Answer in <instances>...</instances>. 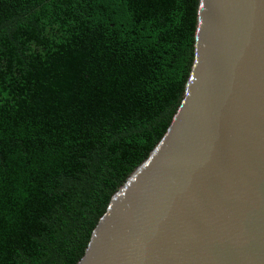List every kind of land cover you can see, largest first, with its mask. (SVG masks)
<instances>
[{
    "label": "trees",
    "instance_id": "obj_1",
    "mask_svg": "<svg viewBox=\"0 0 264 264\" xmlns=\"http://www.w3.org/2000/svg\"><path fill=\"white\" fill-rule=\"evenodd\" d=\"M196 0H0V264H74L181 100Z\"/></svg>",
    "mask_w": 264,
    "mask_h": 264
},
{
    "label": "water",
    "instance_id": "obj_2",
    "mask_svg": "<svg viewBox=\"0 0 264 264\" xmlns=\"http://www.w3.org/2000/svg\"><path fill=\"white\" fill-rule=\"evenodd\" d=\"M178 106L74 264H264V0H196Z\"/></svg>",
    "mask_w": 264,
    "mask_h": 264
}]
</instances>
